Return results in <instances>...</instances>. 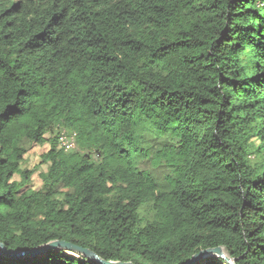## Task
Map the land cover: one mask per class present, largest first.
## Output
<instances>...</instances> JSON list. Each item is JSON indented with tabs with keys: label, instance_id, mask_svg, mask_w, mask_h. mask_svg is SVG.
<instances>
[{
	"label": "trees",
	"instance_id": "16d2710c",
	"mask_svg": "<svg viewBox=\"0 0 264 264\" xmlns=\"http://www.w3.org/2000/svg\"><path fill=\"white\" fill-rule=\"evenodd\" d=\"M43 144L32 187L21 164ZM54 239L133 264L216 246L264 264V0H0V242Z\"/></svg>",
	"mask_w": 264,
	"mask_h": 264
},
{
	"label": "water",
	"instance_id": "95a60500",
	"mask_svg": "<svg viewBox=\"0 0 264 264\" xmlns=\"http://www.w3.org/2000/svg\"><path fill=\"white\" fill-rule=\"evenodd\" d=\"M54 248H60L66 253L82 256L83 258L89 260H94L97 264H133L132 262H122L119 260H105L86 247H82L77 244L59 239L50 240L44 244L38 245L34 248L25 251L6 248L5 245L0 242V255L14 259L22 257L31 258L40 255L46 249ZM205 256H218L222 258L227 264H235L234 259L229 257L221 246L202 249L197 253L193 254L185 264H193Z\"/></svg>",
	"mask_w": 264,
	"mask_h": 264
},
{
	"label": "rangeland",
	"instance_id": "374dc122",
	"mask_svg": "<svg viewBox=\"0 0 264 264\" xmlns=\"http://www.w3.org/2000/svg\"><path fill=\"white\" fill-rule=\"evenodd\" d=\"M67 133L66 136L69 137L70 136V129L67 128L66 129ZM47 148L46 144L43 145H39V146H33L31 147L27 154L24 157V160L21 164L22 168H27V169H32L34 170L33 174L31 175L30 178V184L32 187H38L40 185V180L38 177V173L41 170H45V164H41L39 163L40 161V153L42 151H44ZM17 178V176H16Z\"/></svg>",
	"mask_w": 264,
	"mask_h": 264
},
{
	"label": "built area",
	"instance_id": "2783aa9c",
	"mask_svg": "<svg viewBox=\"0 0 264 264\" xmlns=\"http://www.w3.org/2000/svg\"><path fill=\"white\" fill-rule=\"evenodd\" d=\"M67 131L64 129L59 135V145L65 150L74 147V138L72 134L69 137L66 136Z\"/></svg>",
	"mask_w": 264,
	"mask_h": 264
}]
</instances>
